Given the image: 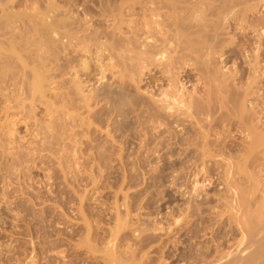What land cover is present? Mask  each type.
<instances>
[{
	"label": "bare ground",
	"instance_id": "bare-ground-1",
	"mask_svg": "<svg viewBox=\"0 0 264 264\" xmlns=\"http://www.w3.org/2000/svg\"><path fill=\"white\" fill-rule=\"evenodd\" d=\"M13 1L0 0V117L2 118L3 116L4 118L2 120H4L5 122L7 121L9 123L11 122V126L19 125L20 122H25L26 120L31 121L30 119L33 118L31 117V114L35 109L34 108L35 103L40 102L42 100L43 96L46 93L45 92L46 89L48 90L50 86L58 85L60 79L59 80L57 79L58 81L55 79L58 76L63 77V75H68L69 77L67 78L68 79L70 78V81H67L68 86L66 84V79L65 81H62L64 77L61 80L65 84V86H67L66 88L69 89L67 90L66 88H64L67 90L66 93L68 94V96L67 98H65L67 100L65 101L66 103L63 104L64 106H60L58 109L55 108L54 111L57 114L61 113L60 115H64L65 113L66 116V113L69 114L68 111H70V108L75 109L76 107L75 105L78 100H76V103H74L75 104L74 107L72 106L73 105L72 102L76 98L78 99V97L80 99L82 98L80 97V95H82L81 90L85 81L83 82L81 80L79 81L80 76H82L80 74L85 71L83 75L88 76L90 74H93L98 76V80L103 84L104 91L99 93V91H97L96 89L95 90L92 89L93 91H91V93L89 92L90 94L87 97H84L86 98L84 100L87 101L85 102L87 104L88 102L90 103V101H92V103L95 104L97 103L99 104L100 102H102L105 110L104 116L108 119L113 117L114 123L112 126H115L113 127L114 129L111 130L110 129L111 126L108 124L107 127L105 126L107 131L106 135L109 137L108 139H110L111 137L115 143L119 141L121 142L120 144H127L126 146L133 145L135 141L136 143L134 147H136L137 149L136 150L134 149L133 152L136 153V157H138V159H140L141 156H142V160L144 161H145V159H143L144 157L146 158V161H148V159L150 160L161 159V162L163 161L165 163L164 166H166V170L168 168H172V169L174 168V170L172 171H175V174L176 172L177 173L179 172L178 175L180 176H177L178 178L174 177L175 178L174 182L172 181L170 182V184L171 183L172 185L175 184V186L181 185V188H185L186 190L188 189L189 192L187 194L189 196L187 197H191L190 199H187V197H185L187 200H189V202L186 207H183V209L174 210V208L176 207L173 208L169 205L170 211L168 210L169 212L165 213L166 217H164L165 216L163 215L164 213L162 214L163 209H165L162 206L156 205L157 206L156 207L155 205H150V204L149 206L147 205L148 206L147 210L149 209L148 210L149 213L155 214L156 216L155 218L159 216L160 217L156 221L147 220L149 218L148 217L146 219L147 222L145 224H144V220H142V223L140 222V220H138V222H140L139 224L142 226L140 227L139 224H137L138 226L136 225L137 227L136 228L134 227V229H132L133 231L131 230V228L133 227L129 226V223L131 221L128 223V225H125V222L122 220L123 224L120 223L121 225L116 227L117 228L116 230L114 229L116 232L111 231L113 232V234L112 233L109 234L110 235L109 237L111 238L112 241V246L111 244H109L110 247L113 250H115L114 248L118 246V245L116 246L115 244H119L120 242H123V238H124V240L127 239L128 242L132 243L130 246H132L133 248L131 249L133 253L136 252L137 249L140 250L142 249L141 251L152 250L153 252L154 251L158 252L164 249L163 247L167 246L168 244L170 246V243L175 238L187 237L186 240L192 239V241L193 239H195L196 241V239L202 238L203 234L201 232L202 231L201 227H203L204 224L207 225L209 224L210 216L207 217L206 213L204 215V212H208V211H206L207 208H204L203 206H205L204 203H207V200L209 198L207 199L208 197L207 194L206 195L205 194L201 195L202 193L200 194V191L201 190L203 191V189L199 191L200 189L199 187H201V184H203L202 183L203 180L201 182L199 180L204 175L208 176V174L211 175L217 171L218 173H221V176L223 175L224 177H226V179L224 177H223L224 179H222V180H226L222 183L224 186L223 191H225V193L230 192L231 190L230 191L228 190L234 188L232 191H235L237 193V191H239L235 187L237 185H235L234 182L232 181V179L236 177L233 178L232 174H235L236 172L237 173L244 172L245 171L244 168L247 165L246 163H248L250 160L252 161V159H253L252 161L253 164L254 161L256 162V160H258L257 162L258 163L260 162V164L262 163V160H264V121H262V119H264V93H260L259 91H256L257 89L256 87L258 85L257 82L258 79L261 80L259 82L264 83V65H261V63H264V21H261L259 23L261 25H257L255 23L256 20L254 19V14H256L254 12L259 11L260 8L264 6V0H106V1L104 0L75 1L74 0L73 4L70 6L71 7L78 6L80 8V11H78V13L81 14V16L82 15L90 16L91 14L93 16L97 13L98 15H100V17L102 16L110 19L111 23L105 24V26L103 24L102 29L100 28L101 26L99 25L98 31L91 29L92 27L90 28L91 24L89 22H91V20L87 21L83 19L80 20L77 17L74 18L75 13L71 11L72 9L71 7H69V9L71 8L69 10L68 7H65L64 5L58 6L55 5L54 2L50 3L49 1L50 4L49 3H47L48 5L45 4L46 5V6L44 5L45 8L43 6H42L43 8L40 7L41 5L39 6L40 9L38 10L41 11L39 12L36 7L39 5V2L37 1L34 2V0H26L21 5L24 8H27L26 11H28V9L29 10L31 9L32 13L28 14L29 13L28 12L26 16L24 15V17H22L23 15H19V13L14 12L15 8L13 12L11 11ZM27 2L28 4H26ZM33 3L34 5L35 3H37L38 5L33 6ZM43 9H45V11ZM34 10L38 12H35ZM22 11L23 10H21V12ZM33 11L35 13H33ZM25 17L27 20L23 21L22 18L24 19ZM262 18L260 19L264 20ZM19 21L23 22V23L21 22L23 24L21 29L20 27L18 28V25H16ZM9 24L10 26H12L11 29L10 26L8 27ZM257 27H259L258 30ZM15 28L21 30V32L23 31V28L25 29L27 28V31L25 29L23 31L25 36L23 34L21 36V38L23 39L20 38L22 42H18L15 40L19 36L17 34L18 31L15 30ZM14 30L16 31V34ZM237 30L242 31L243 35L240 37V40L237 41L238 45H236L237 46L236 50H234L233 53L231 52L230 54L228 53L226 54V52H228L232 47L229 45L234 43L231 42L233 39L232 37L233 35L231 34L233 33V31H237ZM255 31L259 33V36L257 35V37L259 38V42L256 48L253 49L251 48L252 38L250 39L248 35L251 32H255ZM243 37L247 38V40H244ZM63 40L66 41L63 42ZM68 49H70L71 52ZM243 56L245 58L246 57L249 58V61L245 59ZM217 57H221L220 58L221 62L219 61L221 64L216 62ZM57 62H61V63H57ZM244 62L248 63L249 69H245V67L242 66L244 65ZM230 63L235 65V68L234 69L232 68L231 69L232 71H230L229 69V72L228 71L223 72L222 68L223 69L227 68L226 66ZM218 64L220 65L225 64V66L218 67ZM80 66L82 68L78 69V67ZM74 80L77 83L75 82L73 84L72 82H74ZM241 80L244 81V84L241 83ZM61 81L60 83H62ZM61 85L62 84H60L59 86ZM262 88H264V86H262ZM61 89L63 90L62 87ZM51 91L52 90H50V92ZM54 93H55V97L58 96L56 92H53V94ZM258 93H260V95L257 96ZM63 100L64 99L62 98V101ZM42 101H44V99ZM73 115L76 116L77 114H73ZM73 115L70 114V118L73 117L76 118ZM14 118H17L18 120L17 119L14 120ZM108 119L105 120V122L108 121ZM72 120L74 121V119ZM111 121L112 120L110 119L109 122ZM72 124L71 125L68 124V126L75 127V124L77 123L75 122L73 125ZM89 124L92 125L93 122L92 124L91 123ZM63 126L68 127L66 125ZM109 126L110 128L108 129ZM0 131L3 132L4 136L6 135L9 136V133H11L9 131L6 130L3 131L1 129ZM112 131L114 132L113 135L109 136L108 134H110ZM237 131L239 132V134L242 135V137L236 140L234 139V136L236 135L235 133ZM74 132H76V130ZM74 134L75 133H70V135H73L70 137H76L74 136ZM63 135L64 134H62L61 137H66ZM1 136L2 134H0V137ZM115 138H117L118 140L116 141ZM53 139L54 138H52V140ZM70 139L72 140V138ZM59 140L62 141V139ZM64 140L66 141L65 138ZM3 142L0 139L1 147L5 145ZM45 143H46V139H45ZM45 143H43V145ZM235 143L239 144L240 147L242 148V150L240 149H239L240 151L238 150L237 156L235 155L237 150L234 153V149H231L232 147L230 146ZM51 144L52 143H50L49 146ZM54 144L56 146V143ZM44 148L42 149L44 150ZM48 148L46 147L45 149L48 150ZM66 148L68 149V147ZM119 148H123V147L120 145ZM107 151L108 150H106L105 152ZM240 152L242 153L244 152V155L242 154L244 157L240 156L241 155ZM239 153L240 155H238ZM12 154L14 153L12 152ZM120 154L118 158L120 157L119 159H122L123 155ZM134 156L135 154L133 153V157ZM238 156L243 158L241 159L239 157L241 160L244 161L243 163L241 162L243 170L241 167L240 169H238L239 171L231 173L230 171H232L235 168L233 167L235 164L233 163L234 161L233 159H235V157L238 159ZM224 161L227 163L224 164L225 163ZM150 163L151 162H149L148 164ZM251 165L252 164H250V166ZM157 166L158 167L156 170L154 169L152 170L153 171L152 174L160 175L163 172L162 171L163 167L161 166L162 167L161 169L159 165ZM254 166L255 167L257 166L258 168L259 165L256 164L253 165V167ZM247 169L249 170V168ZM258 170L259 171L258 173L256 171V174H264V170L261 169ZM245 172L244 174H246ZM230 173L232 175L231 177L228 176ZM253 173H254L253 171L250 172V175ZM184 175L186 176L185 178ZM187 175L189 177H187ZM247 175H249L248 171L246 176ZM126 176L128 175H125V177ZM252 177L253 175L250 178L252 180L254 179V181H251L250 184H252L253 186H251L250 184L249 185L250 187H253L252 189L253 191L254 189L256 191L260 189L259 188L260 185L264 187V185L260 184V182L258 183V180L255 179L257 176L255 178ZM189 178H191V180H188ZM202 179H204V177ZM262 179H264V177H262ZM250 180H247V182L248 181L250 182ZM188 181H191V184L188 185ZM153 185L155 184H152V186ZM210 185L211 182L209 186ZM209 186H207V188ZM250 187L247 188V190L250 189ZM218 189H221V187H219ZM262 190H264V188H262ZM241 191L242 189H240L239 192ZM183 192L184 191L182 190L181 192L182 196L184 194ZM251 192L252 191H250V193ZM222 193H221L222 197L223 195L230 196V198L232 196ZM253 193L255 195V191ZM181 194L179 196H181ZM187 194L185 193V196ZM241 194L243 195V197H245L244 195L246 194V192L245 193L241 192ZM238 196L239 194L237 195V197ZM233 197L234 196H232V198ZM247 198L249 197L247 196L246 199ZM81 199L83 198L81 197ZM171 199L173 198L171 197ZM220 199H218L217 202H219ZM226 199H229V197ZM237 199H238L237 200L238 203L241 205L242 202H240L241 200L239 199V197ZM205 200L206 202H204ZM222 200H225V197ZM221 201L219 203H222ZM228 201L230 203V199ZM228 201L227 204L226 202L224 203V201H223L224 204L223 203L222 204L224 206L228 205ZM261 204L259 205L260 207ZM237 205L233 204V206L237 207L235 208V210L237 209L238 211L239 209H241L239 207L242 206L239 205L237 206ZM228 206H230V204ZM231 206L227 208V210L230 209ZM245 207H246L244 208L246 209L245 211L251 212V210L250 211L247 210V205ZM129 208L130 207L127 208L126 206L123 212L124 217L129 216L130 214V212L128 211ZM138 208L136 209L137 211H139ZM130 209L132 210V208ZM232 209H230L231 211L230 216H232L231 214H234L232 212ZM142 210H140V212H142ZM218 210L220 211V209ZM255 211H252L253 216L250 215L252 212L249 215L247 213V216H251L249 218L244 216L246 215V212L244 213L243 211L244 215H242L243 213L241 212V215L246 218V220L242 223L244 224V226L248 227V228L245 227V229L247 228L246 230L249 232V234L247 233L248 237L251 235V239H252L254 235L257 236V239H254L255 238L254 237L252 240V242L254 241V246L251 244L254 247V248L252 247L254 251L249 253V249L247 246L246 247L248 250L247 249L246 250L248 252H246L245 250L246 247L245 248L242 247L244 249L243 254L245 252L247 253V255L245 256V254L241 255L242 251L240 249H238L240 252H238L237 249L236 250L234 249L238 253L234 254L235 251L234 253L233 251L230 252L236 255L235 257L234 255L233 257H231L230 255H227V253L229 252L223 251L226 253V256L224 255V258H220V260L223 261L225 258L227 259H225L224 260L225 262H223L222 264H264V237H261V235H259L260 233L264 235V222H260L259 221L260 216L258 217V215L260 214L262 215V212L259 211V213L257 212V214H254ZM234 212L237 213L236 211ZM227 213L226 214L229 216V212ZM239 213H237V215ZM224 214L222 215L224 216ZM135 215L137 216L139 214H135ZM237 217L236 218L231 217L230 220L236 219L237 223H241L238 222L239 217L238 219ZM117 218H119V216ZM261 218L260 220L262 221V219L264 218L262 219ZM162 219H164L165 222H162ZM225 219H226L225 221H229L231 223L230 220H227L229 218H225ZM119 220L121 219H118V221ZM118 221L117 224H119ZM229 222L226 223L228 224ZM242 223L241 225L239 224L240 228L243 225ZM126 229H130V231H126ZM122 230L124 232L126 231V233L128 232V235L125 234V236L124 237L122 236V239L119 240V243L114 242L115 244H113V239L116 238V241L118 239V236H116V234L120 235L121 234L120 231L122 232ZM203 230H205V226ZM117 231L119 232L117 233ZM131 231L132 233L134 232L132 235L134 239L132 240L127 238L129 237ZM254 232H256V234L252 236ZM257 233L261 238L258 237ZM200 234H202V236ZM88 237H89V233H88ZM205 237L207 236L205 235ZM127 240H125L124 242H127ZM247 240L248 238L245 241L248 242L249 240L248 241ZM175 242L177 243V241ZM125 244L129 246V243L128 244L125 243ZM84 245L86 246V244ZM120 245L122 246L123 244L120 243ZM176 245L174 244V246ZM128 246L126 249L129 248ZM108 249L109 248H107L106 251L104 252L105 256L103 255L104 259L106 260L105 264H119L121 261L119 262L118 261L119 259H116L113 256L115 255L114 252L111 249L109 250ZM124 250L122 248V251ZM129 250H127V252ZM221 251L220 252L216 251L217 253L219 252L218 256L219 255L221 256L220 254ZM124 252H126V250ZM123 254L126 255L127 253H122V255ZM143 254L145 255V253ZM239 255L244 257L243 258L241 256L239 257ZM60 256L61 257L56 256L59 257L56 258L54 257V255L51 256L46 255V258L48 260L46 258L45 260H47L48 263L50 262V264L52 261L54 262L57 261V263L55 262V264L58 263L62 264L63 261L67 260L65 259L67 257L66 255L64 256L60 255ZM147 256L149 255L147 254ZM147 256H144V259ZM139 258H138L139 263L141 264H154V262L147 263L145 260H147L148 258H146L143 261V259H141V255ZM149 258L151 257L149 256ZM104 259L103 261H105ZM129 259L131 260V258ZM148 260L150 261V259ZM47 261L45 262L46 264H48ZM151 261L154 260L152 259ZM203 261L207 262L206 260ZM203 261L202 263H204ZM67 263L68 262H66V264ZM136 263H138V261ZM213 263H216V261Z\"/></svg>",
	"mask_w": 264,
	"mask_h": 264
},
{
	"label": "rangeland",
	"instance_id": "rangeland-1",
	"mask_svg": "<svg viewBox=\"0 0 264 264\" xmlns=\"http://www.w3.org/2000/svg\"><path fill=\"white\" fill-rule=\"evenodd\" d=\"M24 1H26V0H14L13 4H12V8H11L12 10L11 11L13 12V10L15 8L14 12L19 13V15H23L22 17H24V15L26 16L28 12H29L28 14L32 13L31 9H30L31 12L29 9H28V11H26L27 8H24L21 5ZM36 1L39 2V5L37 3H35V5H34V3H33V6L38 5V6H36L37 10H38L42 6L45 8V6H46L45 4L49 3V1H50V3L54 2V4L58 5V6L64 5L65 7H68V9H69V7H71L70 5L73 4L74 0H67V1L66 0H55V1L54 0H34V2H36ZM75 1H77V0H75ZM78 1H80V0H78ZM96 1H98V0H96ZM101 1H103V0H101ZM104 1H106V0H104ZM69 2H71V3H69ZM26 4H28V2ZM71 8H70L71 11H73V13H75L74 18L77 17L80 20L83 19V20H87V21L91 20L92 23L89 22L91 24V25L89 24L90 28L92 27L91 29H94L96 31H98L99 25L101 26L100 28L102 29L103 24L105 26V24L111 23L109 18L102 17V16L100 17V15H98L97 13L96 14L93 13L96 15V16L93 15L94 17L92 16V14L90 16L89 15H87V16L82 15L81 16V14L78 13V11H80V8L78 6H76V7L73 6ZM21 10H23V11L21 12ZM43 10L45 11V9H43ZM34 11H33V13L38 12L39 10L35 11V12ZM25 12H26V14H25ZM39 12H41V11H39ZM22 13H24V14H22ZM254 13H256V14H254V19L256 20L255 23L257 25H261L259 23L261 21H264V20L260 19V18L264 17V6H262L259 11H256ZM262 19H264V18H262ZM22 20L26 21L27 19L25 17L24 19L22 18ZM257 21H259V22H257ZM21 22L22 21L18 22L21 25L18 23L16 24V25H18V28L20 27V29L23 25L22 24L23 22L22 23ZM99 22H100V24H99ZM9 26H10V24L8 25V27ZM11 27L12 26H10V29H11ZM23 27H25V26H23ZM24 29L25 28H23V31H24ZM258 29H259V27H257V30ZM15 30L18 31L17 34L19 35L17 37V39H15V40L18 42H22L21 39H23V38H21V36H22V34L24 35V32L22 31L23 32L22 33L21 30H19L17 28H15ZM25 30L27 31V28ZM255 32H251L253 35L251 33L248 35V37H250V39L252 38L251 48H253V49L256 48V46L259 42V38L257 37V35L259 36V33L258 32L255 33ZM242 33L243 32L240 30L239 31L238 30L233 31V33L231 34V35H233L232 36L233 39L231 42H234V43L229 45L232 47L230 48V50L228 52H226V54L227 53L230 54L231 52L233 53L234 50H236V48H237L236 45H238L237 41L240 40V37L243 35ZM15 34H16V31H15ZM27 36H28V34H27ZM18 39H20V40H18ZM243 39L247 40V38H244V37H243ZM65 41L66 40H63V42H65ZM68 50L71 52L70 49H68ZM245 56H246V54H245ZM220 58L221 57H217V59H216L217 63L221 62ZM245 59H247L249 61V58L246 57ZM245 62H244V65H242V66L245 67V69H249L248 63H245ZM57 63H61V62H57ZM220 64H218V67L219 66H222V67L225 66V64L224 65L223 64L220 65ZM231 64L232 63L228 64L226 66L227 68H224V69L222 68V71L223 72L224 71L229 72V69H230V71H232L231 69L232 68L234 69L235 65H233V64L231 65ZM261 65H264V63H261ZM79 68L81 69L82 67L80 66V67H78V69ZM83 73L80 74L82 76H80V79H79V81L80 80L82 82L85 81L83 86H82V90H81L82 95H80V97H82V98L80 99L78 97V99L77 98L76 99L74 98L75 100L73 99L75 101V102L74 101L72 102L73 107L75 105L74 103H76V100H78L76 105H75L76 110L74 108L73 109L70 108V111H68L69 114L66 113V116H65V113H64V115H60L61 113L57 114V113H55L54 110H55V108L58 109L60 106H64L63 104L66 103L65 101L67 99H65V98H67V96H68L66 91L69 90L66 88L68 86L67 81H70V78L69 79L67 78V77H69L68 75H63L64 78L62 76H58L55 79V80L60 79V81L62 80V78H63L62 81H65V79H66L67 86H65V84L62 81H61L62 83H60V81H59L58 85H53V86H50V88H48V90L46 89L48 92L45 90V92L47 94L45 93V95L42 98V100L44 99V101L41 100L42 102L40 101V102L35 103V106H34L35 109L33 110V113L31 114V117H33L34 119L33 118L30 119L31 121L26 120L25 121L26 123L20 122L19 125H15V126L12 125L11 126V122L9 123L7 121L5 122L4 120H2L4 118L1 114L2 118L0 117V123H1L0 125H2V126H0V129L3 131H5V130L9 131L11 133L8 132L9 136L8 135L4 136L3 132L0 131V134H2L0 139L2 140V142L5 141V142H3L5 145H3V147L0 146L1 147L0 148V261H1L0 264H14V263L15 264H46L45 262L48 260L46 258V255H49V256L54 255V257H56V256L61 257L60 255H62V256L66 255L67 258H65V259H67V260L63 261L62 264H64V263L66 264V262H68L67 264H69V261H70V264H72V262H73V264H105L106 260L104 259L103 255L105 256L104 252L106 251L107 248L111 249L114 252L115 255H113V256L116 259H119L118 261L119 262L121 261L120 262L121 264H123V263L124 264H128V263H130V264H134V263L135 264H141V263H139L140 255H141V259H143V261L146 258H148V259H150V261L148 259L145 261L147 263L154 262V264H160V263L161 264H178V263L179 264H195V263L196 264L197 263L198 264H217V263L222 264L223 262H225L224 260L227 259V258H225L223 261L220 260V258H224V255L226 256L225 252H229L230 254L227 253V255H230L231 257H233L234 254L240 252L238 249H240L242 251L241 255L243 254L244 249L242 247L245 248L247 246L249 249V253L254 251V249H252V247L254 246V241L252 242V240L254 237H255L254 239H257V236L254 235V234H256V232H254L252 234V236L254 235V237L252 239H251V235L248 237L247 233L249 234V232L246 230L248 227L244 226V224L242 223L246 220V218L243 217L242 215H244V213L246 212V215H244V216L249 218L251 216H247V213L249 215L252 211L256 210L254 214H257V212L259 213V211H261L262 215L260 214V215H258V217L260 216V218H261L262 216H264V207H262V206H264V204H261V203H264V200H262V199H264V190H262V188H264V187H262L260 185V184L264 185V181H262V180H264V179H262V177H264V174H256V171H257V173L259 171L258 169L264 170V167H262V166H264V160H262L261 164H260V162L259 163L257 162L258 160H256V162L254 161V164L252 162L253 159H252V161L250 160L251 163L248 160L249 162L246 163L247 165L244 168V170L246 172L245 171L244 172L247 174V171H248L249 175H250V172H252V171L254 173L251 174L250 176L247 175L248 176L247 177L246 174H244V172H241V173L236 172V171H239L238 169H240L242 167V163L244 161L241 160L243 158L240 156H243L244 152L243 153L240 152L241 155H240V153L238 154V155H240V156H238V159L235 157V159H233L234 161L232 160L233 163H235L233 167L236 168V166H237V168L236 169L234 168L233 169L234 171L232 170L230 172L231 173L236 172V173L232 174L233 176L230 173L228 176H230V177L232 176L233 178L236 177V178L232 179L234 184L237 185V186H235V185L234 186L239 191H240V189H242V191H241L242 193L246 192V194L244 195L245 197H243V195L239 191H237V193L235 191H232L234 188L228 190V191L231 190L232 192L230 191V192L225 193V191H223L224 186L222 183L226 180H222V179H224V178L226 179V177H224L223 175L221 176V173H218L217 171L216 172L214 171L215 175L214 174H211V175L208 174V176L204 175L203 176L204 179H202L203 178L202 177L199 180L200 182L203 180L202 181L203 184H201V187H199L200 189L199 188H197V189H199V191L201 189H203V191L202 190L200 191V194L201 193H202L201 195L207 194V196H208L207 199L209 198L207 200V203H204V202H206V200L203 202L205 205L203 207L207 208L206 211H208V212H204V215L206 213L207 217L210 216L209 217L210 218L209 224L208 225L204 224L203 227H201L202 228L201 232H202L203 236H202V234H200V235L202 236V238L196 239V241H195V239H193V241H192V239L186 240L187 237H181V238L179 237V238H175L172 241V242L177 241V243L171 242L170 246L168 244L167 246L163 247L166 251L164 249H162L161 251H158V252L157 251L153 252L152 250L151 251L149 250L150 251L149 252L146 250L141 251L142 249L141 250L137 249L136 252L133 253L131 250L133 248H132V246H130L132 243L128 242L127 239H125V240H127V242H124L125 241L124 238H123V242H120L121 244H123L122 245L123 247L119 243V240L122 239V236L124 237L125 234L128 235V232L126 233V231H130V229H126L125 232L123 230H122V232L120 231V233H121L120 235L116 234V236H118L117 241H116V238L113 239V244H115L117 242L119 243V244H115L116 246L118 245L117 247L114 248V246H113V248L116 251L110 247L109 244H111V246H112V241H111V238L109 237L110 236L109 234H111V233L113 234V232H111V231H115L117 229L116 227L123 224L122 220L125 222V225H128V223L131 221L129 223V226L133 227V228H131V230H132V229H134V227L136 228L138 226L137 224H139L140 222L142 223V220H144V224H145L147 222V220L156 221L160 217L159 216V217L155 218L156 217L155 214L149 213V211H148L149 209L147 210V207L149 206V204L155 205V206L159 205V206H162L163 208H165V209H163L162 214L164 213L163 215H165L164 217H166L165 213L166 212L168 213L170 211L169 210L170 206L173 208L174 207L177 208V209L174 208V210L183 209V207H186L188 205L189 200H187V199H190L191 197H187V196H189L187 194L189 192L188 189L186 190L185 188H181V185L178 186L176 184L177 186H175V184H173V185H172V183L170 184V182H172V181L174 182V179H175L174 177L178 178L177 176H180V175H178L179 172L178 173L176 172V174H175V171H172V170H174V168L173 169L168 168L166 170V166H164L165 163L163 161L161 162V159H152V160L148 159V161H146V158L144 156H143L144 157L143 159H145L146 162L144 160H142V156L140 157V159H138V157H136V153L133 152L134 149L135 150L137 149L136 147H134V145L136 143L135 141H134L133 145L126 146L127 144H120L121 142H119V141L115 143L111 137H110V139H108L109 137L106 135L107 134L106 127L108 124L111 126V128L109 126L108 129L109 128L111 130L114 129L113 127H115V126H112L114 123L113 117L108 119L104 116L105 110H104L102 102H100L99 104L98 103L95 104V103H92V101H90V103L88 102V104H87V103H85L87 101L84 100V99H86L84 97H87L91 93V91H93L95 89L97 91H99V93L104 91L103 90V88H104L103 84L98 80V76L93 75V74L86 76V75H83ZM59 77H61V78H59ZM75 80H74V82H72L73 84L76 82ZM77 81H78V79H77ZM242 81L243 80H241V83L244 84V81L243 82ZM259 81H261V80L258 79V81H257L258 85L256 88L258 90L256 89V91H259L260 93H264V88H262V86H264V83L259 82ZM59 83L62 85L59 86L60 85ZM245 83H246V81H245ZM260 84H261V87H260ZM63 85H64V87H63ZM61 87L63 88V90L61 89ZM64 88H66L67 90ZM260 88H262V89H260ZM49 89L52 91L50 92ZM61 90L64 92H62ZM53 92H56V94L58 96L55 97V93L53 94ZM61 92H62L63 96L61 95ZM260 93H258L257 96L260 95ZM62 98L64 99L63 101H62ZM60 100H61V102H60ZM59 102L62 104H60ZM78 102H80V103H78ZM84 103H85V105H84ZM101 104H102V106H101ZM79 108H81V109H79ZM67 110H69V109H67ZM70 114L71 115L77 114L78 116L73 115L76 118H74V117L70 118ZM58 115H60V116H58ZM60 117L63 119H61ZM65 117H67V118H65ZM78 118H80V119H78ZM16 119L17 118H14V120H16ZM72 119H74V121L77 123V124H75V127L74 126H71V127L68 126V124L71 125L74 122ZM107 119H108V121H106L107 122L106 123L105 120H107ZM110 119L112 120L111 122H109ZM66 120L68 123L66 122ZM262 121H264V119H262ZM2 122H5V123H2ZM88 122L91 124L93 122V124L94 123L95 124L90 125ZM63 125H66L68 127H65ZM73 127L75 128L76 132H74L75 130ZM50 128H52V129H50ZM103 129H105V130H103ZM70 133H75L74 136H76V137H70V136H73V135H70ZM113 133L114 132L112 131L110 133L111 135L110 134H108V135L112 136ZM62 134H64L63 136H66V137H61ZM235 134H234L235 135L234 139H236V140L238 138L242 137V135L239 134L238 131ZM58 135H59V137H58ZM68 136L70 138H72V140ZM52 138H54V139L52 140ZM58 138L62 139V141H64V142H62ZM64 138L66 139V141L68 140L67 141L68 143L64 140ZM73 138H74V140H73ZM45 139H46V143H45ZM47 139H48V142H47ZM109 140H111L113 143ZM115 140L117 141L118 139L115 138ZM53 141H54V143H56V146L53 143ZM49 142L52 143L50 146H49V144H50ZM61 142H62V144H61ZM6 143H7V146H6ZM43 143H45V144L43 145ZM69 144H71V145H69ZM119 144L123 148H119V146H120ZM96 145H97V147H96ZM230 146L232 147V148L230 147L231 149H234V153L237 150L236 154H235L236 156H237L238 150L239 149L242 150V148L240 147L239 144L235 143V144L230 145ZM44 147L45 148L51 147V148H48V150H47ZM66 147H68V149ZM75 147H77V148H75ZM4 148H5V150H4ZM42 148H44V150ZM49 149H51V150H49ZM106 150H108V151L105 152ZM121 150H123V151H121ZM7 151H8V153H7ZM99 151H100V153H99ZM12 152L15 155L12 154ZM104 152H105V154H104ZM120 153L123 155L122 156L124 158V159L122 158L123 161H122V159H119L120 157L118 158ZM133 153L135 154L134 157H133ZM94 154H96V155H94ZM98 155H101V156H98ZM136 160H137V162H136ZM158 160H160V161H158ZM147 162L148 163L151 162V163L148 164ZM154 162H155V164H154ZM221 162H223V161H221ZM121 163H122V165H121ZM226 163L227 162H225L224 164H226ZM240 163H241V166H240ZM255 163L259 165L258 168H257V166L253 167V165H256ZM250 164H252V165L250 166ZM137 165H138L139 170L137 168ZM157 165H159V167H161V166L163 167V170H162L163 172L160 175L159 174H152V172H153L152 170L153 169L156 170L158 167ZM140 166H142V167H140ZM162 167H161V169H162ZM247 168H249V170ZM250 168L253 170H251ZM242 170H243V167H242ZM171 172L173 173V175ZM129 173H131V174H129ZM254 174H255V176H254ZM125 175H128V176L125 177ZM151 175L154 177H152ZM185 175H184V178L186 177ZM252 175H253L252 178H255L257 176L255 179L258 180V183L260 182V184H259L260 189H258L257 191L254 189L255 195L253 193L254 191L252 190L253 187H250V185L253 186L252 184H250L251 181H254V179L252 180L250 178ZM187 177H189V176L187 175ZM206 177L208 178V180ZM211 179L212 180L214 179V180L212 181ZM260 179H262V180H260ZM188 180H191V178H189ZM235 180L237 181L238 184L236 183ZM245 180H246V182H245ZM247 180H250V182L248 181L249 182L248 183ZM155 181L156 182L158 181L157 185H156ZM206 181H208V182H206ZM151 182H152V184H155V185L152 186ZM210 182H211V185L209 186ZM189 184H191V181H188V185ZM147 185L148 186L151 185L152 187L151 186L148 187ZM239 185H242V186H239ZM244 185H245V187H244ZM207 186H209L210 188L209 187L207 188ZM218 186L221 187L222 191H221V189H218L219 188ZM177 187H178V189H177ZM179 187H180V189H179ZM249 187H250V189L247 190V188H249ZM244 188H246V189H244ZM181 189L184 191L183 192L184 197L181 194V192H182ZM180 190H181V192H180ZM250 191H252V192L250 193ZM220 192L221 193L224 192L222 194L232 195V196H234L233 198L237 197V195L239 194L238 197L241 200L240 202H242L241 205L237 201L238 197L235 198L236 200L233 199L232 196H231L232 199L230 198V196H226V195L225 196L223 195V197H222ZM185 193L187 194L186 196H185ZM216 193H217V195H216ZM180 194H181V196H179ZM235 194H236V196H235ZM156 195H158V196H156ZM246 195L249 198L246 199V197H247ZM169 196H170V198H169ZM218 196H219V198H218ZM81 197L83 199H81ZM151 197H153V198H151ZM171 197L173 199H171ZM185 197H187V199ZM224 197H225L226 201L222 200ZM228 197L230 199V203L228 201L229 199H226ZM155 198H156V200H155ZM217 198L218 199L221 198L219 200V202L222 200L221 201L222 203L224 201V203L226 202V204H227V201H228V205L230 204V206L231 205L233 206V204L234 205L238 204L239 206H242L243 208L239 207L241 209H239L238 211L240 212L243 209L241 212L243 213V211H244V213L241 215V212L239 213L237 211V209L235 210V208H237V207L231 206L230 209L233 208L232 212L234 214H231L232 216H230L231 211H230V209H228L229 211L227 210V208H229L230 206L225 205L226 206V208H225V206L223 205L224 203L222 204V203L217 202V200H218ZM144 199H145V201H144ZM157 199H159V200H157ZM243 199L246 202H244ZM160 200H162L163 203ZM233 200H235V201H233ZM168 201L170 204L168 203ZM144 202H146V203H144ZM236 202H237V204H236ZM151 203H154V204H151ZM259 203L261 204V207L259 206L260 205ZM124 204H125V206H124ZM221 204H222V206H221ZM176 205L177 206L179 205V206L177 207ZM246 205H247V210L248 211L251 210V212L245 211L246 209H244V208H246L245 207ZM126 206H127V208L128 207L132 208V210L130 208L128 209V211L130 212L128 217H124V214H123ZM223 206H224V208H223ZM140 207H141V209H140ZM145 207H146V209H145ZM137 208L139 209V211L136 210ZM254 208H255V210H254ZM258 208H259V211H258ZM119 209H121V210H119ZM209 209H212V210H209ZM218 209H220V211L221 210L222 211L220 212ZM224 209H226V210H224ZM140 210H142V212H140ZM233 210L236 211L237 213H239L240 215L239 214L237 215V213H235ZM116 211H117V213H116ZM225 212L226 213L229 212V216L227 215L228 213L226 214ZM135 214H139V215L136 216ZM222 214H224V216H226V217H224ZM130 215H131V217H130ZM234 215L236 217L238 216L239 219H238V217H237V219L239 221L238 220L237 221L241 222L243 224L241 226V228H240L241 223H237L236 219L230 220L231 217L236 218ZM250 215L253 216V212ZM118 216H119V218H117ZM225 218H229L227 220H230L232 225L229 221H225L226 220ZM260 218H259V221L264 222V219H262L264 217L261 218L262 221L260 220ZM118 219H121V220L118 221ZM138 220H140V222H138ZM117 221L119 222V224H117ZM218 221H219V223H218ZM162 222H165L164 219H162ZM226 222H229L230 224L229 223L227 224ZM233 222H234V224H233ZM236 224H238V225L240 224V225L238 226ZM139 226L141 227L142 225L139 224ZM204 226H205V230H203ZM242 227H243V229H242ZM245 227H247V228L245 229ZM240 229H242V230H240ZM132 231L129 234V237H127V235H126V237L128 239H131V240L134 239V237L132 236L134 232L132 233ZM87 232L89 233V237H88ZM118 232L119 231H117V233ZM212 233H213V235H212ZM205 235L207 237H205ZM257 235H258V233H257ZM259 235H261V237H264V235H262V233H260ZM259 235H258V237L261 238ZM130 237H132V238H130ZM203 237H205V238H203ZM246 237L249 240V241L248 240L247 241L249 242L250 246L248 245V242L245 241L247 239ZM178 239H179V241H178ZM109 240L111 241V243ZM131 240H129V241H131ZM192 242H194V243H192ZM80 243H81V245H80ZM125 243H127V244L129 243V246L126 245ZM82 244H83V246H82ZM84 244H86V246ZM171 244H173V245H171ZM174 244L175 245L177 244V245L174 246ZM226 244H227V246H226ZM127 246L130 248V250H129V248L126 249ZM231 247H232V250H231ZM247 247L245 248V250L247 249ZM122 248H123V250L125 249L126 252H124L125 250L122 251ZM79 249H80V251H79ZM234 249L235 250L237 249L238 252L235 251ZM97 250H99V251H97ZM108 250H107V252H108ZM127 250H129L131 254L129 253V251L127 252ZM139 250H140V252H139ZM247 250H246V252H248ZM91 251H93V252H91ZM216 251H219V252L221 251V253H220L221 256L219 255L220 257L218 256L219 252L217 253ZM223 251H225V252H223ZM230 251H233V253L235 251V253L233 254ZM246 252L244 253L245 256L247 255ZM51 253H53V254H51ZM63 253H66V254H63ZM122 253H127V254L126 255L123 254L124 255V257H123ZM128 253L131 256H129ZM136 253L139 255H137ZM140 253H142V254H140ZM143 253H145V255ZM29 254H30V256H29ZM147 254L154 261H151L152 259L149 258V256H147ZM143 255L147 256V257L144 259ZM241 255H239V257ZM216 256H217V259H216ZM230 256H227V257H230ZM235 256L236 255H234V257ZM59 257H56V258H59ZM122 257H123V260H122ZM218 257H219V259H218ZM39 258H40V260H39ZM45 258L47 260H45ZM73 258H74V260H73ZM102 258L105 261H103ZM126 258L128 259L129 262L127 261ZM129 258H131V260ZM30 260H31V262H30ZM32 260H33V262H32ZM203 260H206L207 262H204ZM137 261H138V263H136ZM202 261L204 263H202ZM212 261L213 262L216 261V263H213ZM55 262L57 263V261H55ZM55 262L52 261L51 264L52 263L55 264ZM47 263H48V261H47ZM48 264H50V262ZM58 264H61V263H58Z\"/></svg>",
	"mask_w": 264,
	"mask_h": 264
}]
</instances>
